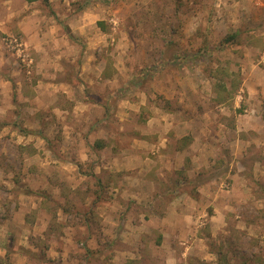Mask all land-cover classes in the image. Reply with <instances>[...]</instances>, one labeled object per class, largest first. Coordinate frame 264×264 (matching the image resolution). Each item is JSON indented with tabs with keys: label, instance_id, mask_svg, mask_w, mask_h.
Here are the masks:
<instances>
[{
	"label": "rangeland",
	"instance_id": "374dc122",
	"mask_svg": "<svg viewBox=\"0 0 264 264\" xmlns=\"http://www.w3.org/2000/svg\"><path fill=\"white\" fill-rule=\"evenodd\" d=\"M50 1L0 0V264H264V0Z\"/></svg>",
	"mask_w": 264,
	"mask_h": 264
},
{
	"label": "trees",
	"instance_id": "16d2710c",
	"mask_svg": "<svg viewBox=\"0 0 264 264\" xmlns=\"http://www.w3.org/2000/svg\"><path fill=\"white\" fill-rule=\"evenodd\" d=\"M26 2H28V3H34V2H41L42 4H44L46 7H48L49 9H51L52 8V4H51V1L50 0H26ZM101 25H103V22H99V26L101 27ZM66 31L69 33V36H70V38L71 39H73V40H76L77 38L71 33V31L69 30V28L66 26ZM235 39V36L234 35H230V36H228L227 38H226V40H225V42L227 43V44H229L230 42H232L233 40ZM224 91H226V90H224ZM224 93V92H223ZM232 95H231V93H230V97H231ZM108 108V107H107ZM187 140V139H186ZM93 151L94 150H96V149H98V150H100V149H102L103 148V145L101 144V141H97L96 143H95V145H93V146H91L90 147ZM183 148V146L180 148V149H182ZM97 151V150H96ZM90 251V250H89Z\"/></svg>",
	"mask_w": 264,
	"mask_h": 264
},
{
	"label": "crops",
	"instance_id": "0c3cea01",
	"mask_svg": "<svg viewBox=\"0 0 264 264\" xmlns=\"http://www.w3.org/2000/svg\"><path fill=\"white\" fill-rule=\"evenodd\" d=\"M260 5V4H259ZM261 5H263L262 3H261ZM256 50V48H251V50H249V53L251 54V53H254L253 51H255ZM262 90H263V97H264V84H263V86H262ZM140 140V139H139ZM142 140V139H141Z\"/></svg>",
	"mask_w": 264,
	"mask_h": 264
}]
</instances>
